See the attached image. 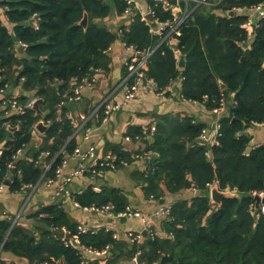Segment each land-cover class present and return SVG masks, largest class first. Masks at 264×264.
<instances>
[{
  "label": "trees",
  "instance_id": "obj_1",
  "mask_svg": "<svg viewBox=\"0 0 264 264\" xmlns=\"http://www.w3.org/2000/svg\"><path fill=\"white\" fill-rule=\"evenodd\" d=\"M197 1L170 3L189 11ZM149 3L155 22L147 24L135 12L121 38L135 51H152L144 73L155 82L156 92L165 93L180 77V94L186 100L202 102L210 110L224 101L229 108V114L220 118L217 144L200 140L205 124L192 116L160 117L151 135L147 131L144 137V149L155 155L144 177L145 195L159 200L166 192L195 188L197 193L173 202L161 220L164 235L153 230L141 244L114 238L113 229L78 233V223L63 203L53 201L32 213L41 223L35 227L14 222L8 215L0 218L1 251L29 264H117L136 254L142 257L141 264H264V212L255 208L253 196L254 191H264V144L246 151L250 137L244 132L264 122V15L255 18L249 32L245 28L249 15L244 10L263 5L264 0H205L181 21L178 33L171 31L176 19L171 7ZM126 6L125 0H0L7 19L5 23L0 12V90L10 82L20 84L23 92L18 100L40 98L44 113L0 109V184L9 177V190H21L40 178H56L54 169L64 158L61 145L68 154L76 146L72 133L77 123L65 115L66 97H72L75 82L90 77L94 69L107 68L106 51L114 35L101 21L113 10L124 13ZM230 10L233 15H228ZM84 12L86 28L77 23ZM158 22L166 23L161 33L151 31ZM21 44L25 48L20 52ZM179 54L184 55V67L177 65ZM40 118L49 123L34 149V127ZM14 126L17 129L11 131L9 127ZM128 134L141 135L142 130L135 128ZM18 149L23 156H15ZM46 150L49 155L42 157ZM114 153L117 167L119 160L130 163L135 154L119 149ZM53 157L45 169L46 159ZM211 183L221 190L237 191L241 197L223 198L216 209L209 199ZM73 196L82 206L112 203L118 211L127 205L122 191L113 187L98 192L86 188ZM62 228L71 235L67 244L60 239ZM75 234L87 247L101 249L110 244V253L82 261L72 240ZM0 264L18 263L0 256Z\"/></svg>",
  "mask_w": 264,
  "mask_h": 264
},
{
  "label": "crops",
  "instance_id": "obj_2",
  "mask_svg": "<svg viewBox=\"0 0 264 264\" xmlns=\"http://www.w3.org/2000/svg\"><path fill=\"white\" fill-rule=\"evenodd\" d=\"M149 1L150 0H132L131 9L127 13L119 14L113 10L110 15L101 21V23L114 35V40L106 51L107 68L105 69L102 67L98 68V70L94 69L93 73L90 75V77L93 78L82 86L79 99L74 100L71 96L66 97V105L68 107L67 113L73 116L76 123L79 122V114L87 116L86 122L83 125L76 124L77 127L72 133L76 146L80 147L82 150L88 149L89 146H93L99 156H106L110 153H114L116 149L129 152L134 151L136 154L144 149V137L147 135V131L150 133L151 129H154L160 117L166 115H180L181 117L192 116L194 120L203 122L205 127L210 129L215 125L217 120L229 114L228 106H225L220 112L216 113L213 111L215 108L210 110L202 102L190 101L183 98L180 94L181 78L177 77L170 83L165 93L164 91L163 93L156 92L154 86L148 79L142 80L138 84L136 95L132 100L125 103L122 108L110 113L105 120L103 119L104 113L101 118L98 117L99 112H102V108L98 107L104 99L109 98L110 101L122 100L123 90L121 83L126 75L125 63L134 51L122 40V29L127 28L131 24L135 12L143 16L148 12L152 14L153 10ZM204 1L205 0H198L196 5L189 11L187 9L183 10L178 3H175L171 6L173 15L176 17L173 22L176 23L180 21L181 23L196 6ZM261 9L264 12V4L261 6ZM244 11L250 15L254 24L256 12L251 8H247ZM0 12L1 17L5 20V23H7L6 16L1 7ZM9 26L11 28V24ZM157 28L158 25L153 26L151 31L157 32L155 31ZM252 28L254 27H247L246 30L251 32ZM163 40H165L164 37L160 39L156 47ZM178 59L179 56L177 58V65ZM145 64H147V62ZM8 84L17 96L23 92L19 86L20 84H12L11 82ZM1 99L2 94H0V100ZM0 109H5V107ZM45 123L48 124L49 121ZM135 128H140L142 134L129 135L128 131H133ZM86 129H88V138L84 139L83 132ZM244 132L250 137L248 146L251 148L264 144V122L248 126ZM150 135L151 133L149 136ZM33 140V148L37 149L42 141V133L35 129ZM61 151L66 160L64 170L65 172H69L77 166L79 158L73 152L68 154L64 149V145H61L59 152ZM147 151H150V155H148L150 158L144 156L135 157L134 154L131 162L126 165H120L114 169H107L98 174L86 172L83 175L74 177L67 185V188L72 192V196L73 193H81L86 188L93 189L94 187H98L100 190L104 187L118 188L126 197L127 205H130L133 209L143 214H150L154 211H158L161 207L170 206L178 199H188L197 193L195 188H189L173 193L166 192L163 198L159 200L152 196L147 197L143 188L146 185L144 177L147 174L146 171L149 169V164L155 157L150 149ZM42 152V157L49 155V151L47 150ZM54 159L55 157L51 158L49 161L46 159L45 163L43 161L44 167H49ZM43 180L44 179L40 178V181L32 185V187L21 188V190H9L6 186L0 196V210L5 211V216H10L13 221L17 219L22 225L31 228L35 227L37 224H41L39 222L37 223L32 217L33 212L43 205L53 201H59L63 203L66 212L77 223H82L90 228L113 229V231L118 233L120 239H127L125 235L130 231L140 232L143 237L147 235L148 232L145 231L144 224L138 217H116L111 219L104 214L83 210L72 203V197L70 198L58 190V182L55 181L52 184L45 185ZM167 215L166 213H161L159 217L153 219L152 229L156 234L164 235L161 220ZM144 231L146 234L143 235ZM80 250L82 253L81 248L79 252ZM83 255L85 262L96 258L95 255L91 253L84 252ZM0 256L2 259H6L7 262L29 264L26 259L1 251V249ZM131 261V259L121 260L117 264H131Z\"/></svg>",
  "mask_w": 264,
  "mask_h": 264
},
{
  "label": "built area",
  "instance_id": "obj_3",
  "mask_svg": "<svg viewBox=\"0 0 264 264\" xmlns=\"http://www.w3.org/2000/svg\"><path fill=\"white\" fill-rule=\"evenodd\" d=\"M127 3V6L124 9V13H127L132 6V0H125ZM156 3H161L164 7H171L174 5V3H170V0H152ZM262 5H257L255 7H251L256 14L255 18L257 17H262L264 12L261 9ZM254 15V14H253ZM141 19L144 20L147 24L149 23L148 20L145 18V16L141 15ZM180 24V21L174 23L171 22V31H176L177 26ZM36 25V24H35ZM166 23L164 22H158V28L155 30L158 33H161L163 28L165 27ZM253 25V20L250 18V15L245 23V28H249ZM177 32V31H176ZM178 33V32H177ZM22 47L25 48L24 44H21ZM151 50H148L146 52H138V51H133L132 55L127 59L125 63L126 67V75L121 83L122 85V90H123V96L121 101H110L109 98L104 99L98 108H102L103 110V119L105 120L110 113L113 111H116L122 106L127 103L128 101L132 100L137 92V87L138 84L142 80H147L145 76V67H146V62L148 57L151 54ZM98 70V69H95ZM93 77H88V78H83L80 82H75L74 88H73V95L72 98L74 100L79 99L81 95V88L85 83H88L89 80H92ZM24 78H21L23 80ZM76 81V79H74ZM148 81L154 86L155 88V82L151 79H148ZM0 94H2V100H1V105H4L7 109H5V112H15L19 114H23L27 109H32L33 103L37 97L31 96L29 97L26 101H20L18 100V96L16 93L13 92L11 86L9 84H5V86L0 90ZM159 93V92H158ZM225 107L224 101H221V106L219 108H215L213 111L218 113L220 112L223 108ZM67 118L71 119V121L75 122L73 119V116L70 113L65 114ZM87 116L83 114L78 115V125H83L86 122ZM258 124V123H255ZM154 129H151L150 133H152ZM220 135V122L219 120L216 121L215 125L208 129L206 127L202 128L200 132V140L208 143V144H214L218 143L217 137ZM147 137V135H145ZM83 137L84 139L88 138V129H86L83 132ZM1 153V150H0ZM22 153V149H18L16 155H20ZM73 153L78 156L79 162L77 166L69 171L65 172L64 168L66 166V160L63 158L61 162L55 167L54 169V174L56 178L53 177H47L44 178L43 183L45 185H49L54 183L55 181L58 182V190L63 192V194L67 195L68 197H72V203L76 207H80L83 210L89 211V212H94V213H99V214H104L108 218H116V217H138L144 224V229L146 232L151 234L153 231L152 225H153V219L157 218L161 215V213H166L168 214L170 211V206H163L161 207L158 211H154L150 214H143L140 211L133 209L130 205H126L124 209L122 210H115V206L112 203H107V204H102V205H96V204H90L86 206L80 205L77 199H75L72 196V192L67 188V185L72 181V179L76 176L83 175L86 172H90L93 174H98L102 173L103 171L107 169H114L117 168L115 162L118 161V157L114 153H110L106 156H99L97 155L95 148L93 146H89L88 149L82 150L80 147L75 146ZM43 152L41 153V155ZM150 151L142 149L138 153L135 154V157L139 156H144V157H149ZM120 165H126L127 162L125 160H119ZM46 167L45 169H47ZM58 179V180H56ZM214 183L208 184V187L212 186ZM4 183L0 184V196L2 195L4 189H5ZM24 188L27 187H32V184H24ZM94 191L98 192L100 189L98 187L93 188ZM257 195L259 198H262L264 196V191H259V192H253V196ZM258 208L260 209L261 212H264V204L260 203L258 205ZM6 212L0 210V217L5 216ZM15 222V220H14ZM99 229V228H98ZM109 229V228H107ZM76 230L78 233H87V232H94L97 230V228H90L82 223H78L76 226ZM62 236L61 240L64 241L65 244H67V238H71L70 232L62 228ZM147 233V234H148ZM67 235H70V237H67ZM114 238H119V235L116 231H113L112 233ZM126 238L130 244L135 243V244H141L143 240V236L140 232H127L126 233ZM73 243L80 249H82L81 253V258L82 261L85 259L83 258L84 255L83 253H91L95 255V257H100L103 258L110 252V244H106L103 248L101 249H96L92 247H87L81 244L79 237L75 234L72 237ZM138 253V252H137ZM138 255L136 254L131 260V264H137L136 259ZM85 262V261H84Z\"/></svg>",
  "mask_w": 264,
  "mask_h": 264
},
{
  "label": "water",
  "instance_id": "obj_4",
  "mask_svg": "<svg viewBox=\"0 0 264 264\" xmlns=\"http://www.w3.org/2000/svg\"><path fill=\"white\" fill-rule=\"evenodd\" d=\"M228 15H233V10H230L227 12ZM145 18L150 22L153 23L154 22V17L151 13H146ZM79 25H81L82 27L86 28L87 23H88V15L86 12L83 13V17L77 22ZM254 27V24L252 25ZM24 47L20 46L19 50H23ZM185 65V59H184V55L183 54H179V59H178V66L179 67H184ZM221 87H224V84L221 83ZM41 102L40 98H36L32 109L35 111V113L37 115H41L43 116L44 113L41 111L40 107H39V103ZM48 124L44 122L43 119H40L39 121H37V123L35 124V129L40 132V133H44L45 130L47 129ZM9 129L11 131H14L17 129V126L14 127H9ZM151 140H153L152 137H150ZM58 143H61V140L58 139L57 140ZM251 147L248 146L246 148V151H250ZM4 185L9 187L10 186V179L9 177H6V179L3 181ZM209 196H210V200L211 202L216 206L215 208L218 209L221 206V202L223 198H227V197H241V194L238 193L237 191H231V190H221L218 185L216 183H214L212 186H210L209 188ZM254 201H255V208L258 207V205L260 203L264 204V196L262 198H259L257 195L254 196ZM146 234V232L144 231L143 235ZM67 237H70V235H67ZM110 253V252H109ZM136 263L137 264H141L142 263V257L138 256L136 259Z\"/></svg>",
  "mask_w": 264,
  "mask_h": 264
},
{
  "label": "rangeland",
  "instance_id": "obj_5",
  "mask_svg": "<svg viewBox=\"0 0 264 264\" xmlns=\"http://www.w3.org/2000/svg\"><path fill=\"white\" fill-rule=\"evenodd\" d=\"M219 122H220V120H219ZM246 129H247V128H246ZM246 129H245V130H246Z\"/></svg>",
  "mask_w": 264,
  "mask_h": 264
}]
</instances>
